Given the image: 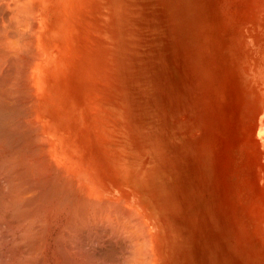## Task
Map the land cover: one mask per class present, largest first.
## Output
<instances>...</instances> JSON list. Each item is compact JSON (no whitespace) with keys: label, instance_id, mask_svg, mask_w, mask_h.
I'll return each instance as SVG.
<instances>
[{"label":"rangeland","instance_id":"1","mask_svg":"<svg viewBox=\"0 0 264 264\" xmlns=\"http://www.w3.org/2000/svg\"><path fill=\"white\" fill-rule=\"evenodd\" d=\"M237 2L76 1L75 40L108 59L96 67L81 56L77 77L101 82L112 73L116 92L108 116L83 100L98 134L110 119L115 128L116 145L99 138L92 146L112 149L113 166L130 176V202L147 208L155 227L157 264H264V202L250 198L264 136V69L259 85L260 53L246 52L248 16Z\"/></svg>","mask_w":264,"mask_h":264},{"label":"bare ground","instance_id":"2","mask_svg":"<svg viewBox=\"0 0 264 264\" xmlns=\"http://www.w3.org/2000/svg\"><path fill=\"white\" fill-rule=\"evenodd\" d=\"M76 1L0 0V264H157L155 227L147 208L130 202V176L113 166L112 149L92 146L116 145L115 128L110 119L98 134L83 100L108 116L116 92L112 73L77 77L81 56L96 67L108 59L75 40ZM238 1L261 85L264 0ZM257 145L249 197L264 202V136Z\"/></svg>","mask_w":264,"mask_h":264}]
</instances>
